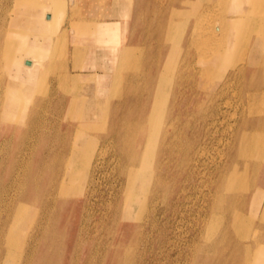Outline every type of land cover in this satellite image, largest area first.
I'll return each instance as SVG.
<instances>
[{"label": "rangeland", "instance_id": "374dc122", "mask_svg": "<svg viewBox=\"0 0 264 264\" xmlns=\"http://www.w3.org/2000/svg\"><path fill=\"white\" fill-rule=\"evenodd\" d=\"M15 1L17 8L13 13ZM26 1L0 0V25L2 19L5 16L8 18L10 13L19 23L28 21L31 10L29 4H24ZM185 1L118 0L117 5L122 8L127 6L131 13L127 18L119 17L124 28L123 37L119 41L120 45L122 44L119 52L129 47L133 58L129 64L131 68H119L121 57L118 56L113 76L107 82L92 77L97 70H103L105 62L95 56L86 58V54L82 55L84 50L78 44L79 34L71 28L72 16L78 18L80 14L88 18L98 17L104 13L103 9L96 4L95 12L86 14L84 4L91 0H86L80 5L83 9L78 6L73 8V0L66 1L67 11L57 29L59 42L63 44L54 48L55 52H58L53 59L54 67L49 72L44 71V76L37 81L31 96L46 99L41 109V120L46 119L49 125H52L49 137L53 145L35 146L33 140L31 144L20 147L14 145L24 136L25 130L31 124L32 103H29L27 113L17 112V118L8 130L1 128L5 122L0 118V140L3 137L10 140V143L0 145V227L3 220L7 216L10 219L16 209L21 194L17 184L12 183L14 179H19L27 164L30 166L32 160L38 157L39 162L43 164L41 167L49 171L44 173L45 180L51 179L43 198L27 199L30 206L25 227L18 228L13 242L3 243V246L11 251L7 260L9 264H35V258L31 260L30 254H36L41 245L51 240V235L59 224H67L68 228L72 229V235L68 230L61 236V255L56 264H104L109 249L117 246H127L130 251V255L117 264H253L251 260L255 256L252 253L256 251L259 242H264V113H261V110L264 112V0L252 1L250 8L255 7L253 18H247L239 29L236 45L231 50V64L227 67L218 66L209 77L203 73L204 63L200 50L202 46L199 52L196 47L203 40L211 41L213 37H223V33L216 32L214 20L224 16L221 13L227 8V0H187L189 3ZM176 11H181L182 14ZM119 18L115 15L101 16V19ZM126 21H129L128 25ZM174 21L177 24L172 28ZM158 26H163L162 35L157 32ZM0 28L1 31H6V27ZM19 33L17 39L22 37L25 48L31 47L38 51L44 46L45 50H53L50 41L41 42L42 39L46 40L45 34L30 32L22 36ZM36 51L32 58L43 59L44 64L50 61V55L41 58ZM85 60L88 62L86 68L83 66ZM167 60L173 66L174 78L165 112L166 134L163 131L159 137L151 166L152 174L142 180L144 188L137 191L132 215L125 216L124 202L130 192L127 171L131 166H138L140 159L136 155L140 154L146 143V135L141 131L140 125L145 121L153 99V81L156 82L152 77L156 75L154 68L159 64L163 68ZM187 63L189 65L186 67ZM70 71L75 74L73 79L68 76ZM61 76H64L69 88L60 83ZM91 79L97 83L93 91L97 90L100 94L108 88L106 94L99 97L109 101L103 103L100 116L96 118L97 128L84 137L82 144L77 145L83 148L79 154L85 162L84 170H87L78 180L81 191L63 196L59 192L60 180L67 169V158L73 155L72 145L79 131L78 126L80 123L95 122L88 119L80 107L73 106L70 101L75 96V87L81 89ZM209 81H213V84L208 85ZM24 85L27 86L28 83ZM61 97L64 98L62 102ZM250 102L252 103L249 105ZM69 125L72 126L71 131L65 133V128ZM26 136L27 134L24 137ZM89 139L91 141L88 143ZM234 178H237V182ZM234 181L237 183L235 186ZM242 188L244 190L241 191ZM259 188L261 192L258 191ZM12 196L16 198L14 201ZM10 221L11 219L4 229L5 235L9 232ZM124 223L133 224L132 238L127 243L118 245V231ZM34 239L37 243L32 252L30 247ZM245 244L248 245L247 251ZM249 249H252L251 253ZM5 255L3 253V258Z\"/></svg>", "mask_w": 264, "mask_h": 264}, {"label": "bare ground", "instance_id": "6f19581e", "mask_svg": "<svg viewBox=\"0 0 264 264\" xmlns=\"http://www.w3.org/2000/svg\"><path fill=\"white\" fill-rule=\"evenodd\" d=\"M18 1V0H17ZM67 0H27L24 4H29V9L31 10L29 14V20L20 22L16 21L15 16L11 15L7 18L6 16L2 19V24L0 27L5 28L6 31H1L0 28V113L3 115H0V118L2 117V122L4 126L1 127L3 130H8L12 127L14 121L17 118V112H26L27 108L29 107V103H32L31 106V114L32 120L31 124L27 127L25 130V134H27L26 137L25 134L23 137H20L19 140L14 143L15 146L20 147L22 145H26L33 140L35 142V146H52L51 143L52 139L49 137L50 133L52 132V125H49L48 121L45 119L41 120V109H43L44 103L46 99L44 98H33L32 93L34 92V87L37 83V81L44 76V71L48 72L53 69L54 67V61L53 59L56 57L55 52L58 45H62L63 43L59 42L58 36V28L61 24V20L66 14L67 6H66ZM81 1V2H80ZM86 0H73V3L71 4L73 8L80 7V5L85 2ZM105 3L104 0H94V3L87 2V4H84V11L87 13L95 12L94 5H100V9H103L104 12L102 15L106 16H113L120 18H127L131 15L129 12V8L127 6L120 7V5H117L118 0H106ZM131 0H129L130 2ZM187 1V0H186ZM185 1V2H186ZM253 0H227L225 2V5H227L226 10L224 11V16L222 18H215V28L216 32L223 33V37H213L211 38V41H201L196 48H200L202 51V61L204 63V71L207 75V77L211 76L210 74H213V71L218 68V66H228L231 64V53L233 47L236 45V38L239 34V29L241 28L243 22L248 18L250 19L252 17V14H254L255 7L250 8L252 5ZM256 1V0H255ZM221 2V1H220ZM11 3V2H10ZM120 3V2H119ZM163 3V2H162ZM187 3H189L187 1ZM222 3V2H221ZM192 4V3H190ZM262 4V3H261ZM83 5V4H82ZM159 5V4H158ZM210 5V4H209ZM220 5V4H219ZM258 5V4H256ZM20 6V5H19ZM102 7V8H101ZM4 8V7H3ZM17 8L16 1L13 4V10L15 13V9ZM83 9L82 7H80ZM161 8V7H160ZM204 8V7H203ZM10 10V8H9ZM30 10H27L29 12ZM183 10V9H182ZM189 10V9H187ZM191 10V9H190ZM213 10V9H212ZM158 11V10H157ZM206 11V10H205ZM210 11V10H209ZM208 11V12H209ZM259 11V10H257ZM3 12V11H2ZM10 12V11H9ZM75 12V11H74ZM79 12V10H78ZM177 12V11H176ZM186 12V11H185ZM207 12V13H208ZM264 10H262V13ZM158 13V12H157ZM175 13V12H174ZM173 13V15H174ZM177 13L182 14L181 11H178ZM184 13V12H183ZM215 13V12H214ZM78 14V13H77ZM155 14V13H154ZM176 14V13H175ZM178 14V16H179ZM202 14V13H201ZM206 14V13H205ZM213 14V13H212ZM218 14V13H217ZM216 14V16H217ZM220 14V16H222ZM100 15V17L102 16ZM190 15V14H189ZM264 15V14H262ZM146 16V15H145ZM208 16V15H206ZM254 16V15H253ZM258 16V15H257ZM143 17V16H142ZM209 17V16H208ZM212 17V16H211ZM210 17V20H212ZM261 17V16H260ZM119 19H103L100 21H92L89 18H85L84 15H80L77 18L76 16H72L71 28L74 29V31L78 32L79 37V43H86V44H93L95 47H103L102 50H84L82 55L86 54V56H95L101 60V62H105L102 66V71H98L96 73L92 74V77H97L99 80L102 79V81H109L113 76V70H115L117 65V57H121V62L119 64V68H122L123 66L130 67L129 64H131L132 53L129 52V47L124 49L123 51L119 52L122 44L120 45L119 41L122 39L123 35V27ZM186 18V17H185ZM206 18V17H205ZM253 18V17H252ZM199 19V18H198ZM259 19V18H258ZM99 20V19H98ZM128 20V19H126ZM173 20V19H172ZM200 20V19H199ZM203 20V19H202ZM206 20V19H205ZM209 20V19H208ZM207 20V21H208ZM257 20V19H255ZM262 20V18H261ZM264 20V19H263ZM154 22V21H153ZM173 22L172 28L176 27L175 23ZM190 22V21H189ZM150 23V22H149ZM148 23V24H149ZM170 23V22H169ZM199 23V22H197ZM210 23V21L208 22ZM213 23V22H211ZM213 23V24H214ZM256 23V22H255ZM263 23V22H261ZM94 24V27H93ZM129 24V21H126V25ZM200 25H202L200 23ZM14 26L16 29H14ZM149 26V25H148ZM147 26V27H148ZM204 26V25H203ZM255 26V25H254ZM264 26V25H263ZM186 27V26H185ZM200 27V26H199ZM198 27V28H199ZM205 27V26H204ZM208 27V26H207ZM256 27V26H255ZM95 28V29H94ZM213 28V27H212ZM126 29V27H125ZM196 29V27H195ZM205 29V28H204ZM256 29V28H254ZM151 30V29H150ZM157 32H159L161 35L163 32V26H158ZM174 30V29H173ZM203 30V29H202ZM206 30V29H205ZM209 30V27L206 31ZM257 30V29H256ZM73 31V32H74ZM156 31V30H155ZM175 31V30H174ZM254 31V30H253ZM22 32V33H19ZM41 33L45 34L47 36L46 40L43 41H50L51 46L53 47V50H45L44 46H41L38 51L32 49L31 47L25 48V42L23 39H17L18 33L22 36H26V33ZM176 32V31H175ZM196 32V31H194ZM158 33V34H159ZM202 33V32H200ZM199 33V34H200ZM207 33V32H206ZM212 33V30L210 32V35ZM146 34V33H145ZM151 34V33H148ZM258 34V33H257ZM19 35V36H21ZM33 35V34H32ZM113 37H112V36ZM156 35V34H155ZM203 35V34H201ZM42 36V35H41ZM111 36V37H109ZM205 36V35H204ZM213 36V35H212ZM219 36V35H218ZM263 36V35H262ZM152 37V36H151ZM210 37V36H209ZM29 38V37H28ZM38 38V36L36 37ZM104 38V39H103ZM147 38V37H146ZM158 38V37H157ZM208 38V37H207ZM220 38V40H218ZM244 38V36H243ZM63 39V37H62ZM61 39V40H62ZM152 39V38H151ZM156 39V37H155ZM204 39V38H203ZM257 39V38H256ZM157 40V39H156ZM161 40V39H160ZM173 40V39H171ZM26 41V40H25ZM155 41V40H154ZM243 41V40H242ZM24 42V43H23ZM105 42V43H103ZM112 42H114L112 44ZM101 43V44H100ZM144 43V42H143ZM156 43V42H155ZM158 43V42H157ZM170 43V42H169ZM196 43V42H195ZM27 44V43H26ZM264 44V43H263ZM177 45V44H176ZM193 46V44H192ZM196 46V45H195ZM199 46V47H198ZM78 47V46H77ZM82 47V46H81ZM194 47V46H193ZM245 47V46H244ZM157 48V47H156ZM158 49V48H157ZM145 50V49H144ZM150 50V48L148 49ZM37 52L38 55L42 58L47 57V55H50V61L47 64H44L45 62L43 59L35 60L32 58V54L34 52ZM78 49L75 50L77 52ZM81 52V51H80ZM138 53V52H137ZM63 54V53H62ZM79 55V54H78ZM248 55V54H247ZM157 56V55H156ZM199 57V56H198ZM263 57V55H262ZM160 61L162 59L159 58ZM164 60V59H163ZM93 63V61H92ZM143 63V62H142ZM182 63V61H181ZM246 63V62H245ZM123 64V65H122ZM179 64V63H178ZM63 65V64H62ZM142 65V64H140ZM189 64H186V67ZM196 65V64H195ZM264 65V64H263ZM66 66V65H65ZM242 66V65H241ZM240 66V67H241ZM239 67V66H238ZM124 68V69H125ZM131 68V67H130ZM242 68V67H241ZM64 69V68H63ZM156 71V75L152 76L154 79H156V82L153 81L155 88L153 90V99L151 102L150 111L145 119V121L140 125L141 131L145 133L146 135V143L144 144L140 154L138 153L136 157H139L140 162L138 166H131L129 168L128 176H129V193L126 196V201L124 204L126 205L125 208V216H131L132 215V209L133 205L137 199V191L139 189L144 188L142 184V180L146 177H149L152 174L151 166L153 164V160L155 159L156 155V146L159 142V137L161 133L164 131V123L165 121V112H166V106L167 101L169 98L170 93V87L173 84V78H174V72H173V66H171L170 62L167 60L161 68V65H157L156 68H154ZM179 69V68H178ZM199 69V68H198ZM239 69V68H238ZM237 69V71H238ZM134 70V69H133ZM140 70V69H139ZM187 70V69H186ZM201 70V69H200ZM123 71V70H122ZM142 71V69H141ZM146 71V70H145ZM242 71V70H241ZM130 72V71H129ZM148 73V72H147ZM178 73V72H177ZM46 74V73H45ZM138 74V73H137ZM143 74V73H142ZM191 74V73H190ZM57 75V74H56ZM55 75V76H56ZM67 73H65V76ZM131 75V74H130ZM201 75V74H200ZM199 75V76H200ZM204 75V76H206ZM69 77L75 76L74 72L70 71ZM120 76V74L118 75ZM136 76V75H135ZM134 76V77H135ZM191 76V75H190ZM194 76V75H193ZM131 77V76H130ZM133 77V76H132ZM187 77V76H186ZM198 77V76H197ZM241 77V76H240ZM245 77V76H244ZM137 78V77H136ZM140 78V77H139ZM188 78V77H187ZM230 78V77H229ZM242 78V77H241ZM67 80V76L65 77ZM64 76H61L60 83H64L63 85L67 86V83H65ZM151 79V78H150ZM149 79V81H150ZM235 79V78H234ZM237 79V78H236ZM69 80V78H68ZM152 80V79H151ZM232 80V79H231ZM241 80V79H240ZM57 81V80H56ZM101 81V82H102ZM129 81V80H128ZM146 81V80H145ZM205 81V80H204ZM238 81V80H237ZM28 83L27 86H25V83ZM138 82V81H137ZM181 82V81H180ZM24 83V84H23ZM59 83V82H57ZM133 83V82H132ZM145 83V82H144ZM176 83V82H175ZM229 83V82H228ZM235 83V82H234ZM239 83V82H238ZM71 84V83H70ZM97 83L91 79L90 82H88L85 87H82L81 89L75 87L74 94L75 96L71 99V104L75 107H80L82 113L88 118L93 119L95 122L92 123H85L78 126V132L77 135H75V139L73 140V155L70 156V158H67V169L61 178V187H60V194L63 196L67 195H73L75 193H78L81 191V188L79 186V177L84 174V167L83 164L84 159L79 154L81 148L80 145L84 141V137L88 136L90 133H92L95 128H97L96 118L100 116V110L102 109L103 103L109 101V99H103L102 97H99L100 95L106 94L108 88H106L103 92L93 91V88L95 87ZM178 84V83H176ZM175 84V85H176ZM209 84H213V81H209ZM134 85V84H133ZM195 85V84H194ZM199 85V84H198ZM206 85V84H205ZM51 86V85H50ZM152 86V85H151ZM153 87V86H152ZM178 87V86H177ZM176 87V88H177ZM211 87V86H210ZM223 87V86H222ZM225 87V86H224ZM256 87V86H255ZM260 87V86H259ZM69 88V87H68ZM141 88V87H140ZM187 88V87H186ZM197 88V87H196ZM58 89H60L58 87ZM180 89V88H179ZM238 89V88H237ZM173 90V89H172ZM210 90V89H209ZM255 90V89H254ZM195 91V90H194ZM214 91V90H213ZM224 91V90H222ZM262 91V90H261ZM63 92V91H62ZM92 92V93H90ZM131 92V91H130ZM142 92V91H141ZM234 92V91H232ZM246 92V91H245ZM50 93V92H49ZM66 93V92H64ZM122 93V92H121ZM127 93V92H126ZM132 93V92H131ZM152 93V92H151ZM176 93V92H175ZM218 93V92H217ZM264 94V92H263ZM120 95V94H119ZM135 95V94H134ZM133 95V96H134ZM139 95V94H138ZM178 95V94H177ZM248 95V94H247ZM63 96V95H61ZM191 96V95H190ZM57 97V96H56ZM64 97V96H63ZM61 97V102L64 101V98ZM246 97V96H245ZM260 97V96H258ZM264 97V96H263ZM46 98V97H45ZM54 98V97H53ZM249 98V97H248ZM130 99V98H129ZM241 99V98H240ZM264 100V99H263ZM262 100V101H263ZM151 101V100H150ZM246 101V100H245ZM256 101V100H255ZM55 102V101H54ZM60 102V103H61ZM130 102V101H129ZM253 102V100H252ZM250 102L249 105L252 103ZM145 103V102H144ZM147 103V102H146ZM172 103V102H171ZM264 103V102H263ZM262 103V107L264 104ZM47 106V104H46ZM261 106V104H260ZM57 107V106H56ZM217 107V106H216ZM250 107V106H249ZM257 107V104H256ZM179 108V107H178ZM208 108V107H207ZM264 108V107H263ZM54 109V108H53ZM127 109V108H126ZM217 109V108H216ZM262 109V108H261ZM218 110V109H217ZM256 110H258L256 108ZM45 111V110H44ZM53 111V110H52ZM126 111V110H125ZM255 111V110H254ZM262 111V112H261ZM261 113H264L263 110H261ZM217 112V111H216ZM258 112V111H255ZM259 112V113H260ZM46 113V111H45ZM258 113V114H259ZM25 116V115H24ZM28 116V115H27ZM175 117V116H174ZM261 117V116H260ZM120 118V117H119ZM250 118V117H249ZM140 119V118H139ZM61 120V119H59ZM174 120V119H173ZM245 120V119H244ZM241 121V120H240ZM246 121V120H245ZM101 122V121H100ZM212 122V121H211ZM103 123V122H102ZM105 123V122H104ZM244 124V123H243ZM114 125V124H113ZM212 125V124H211ZM210 125V126H211ZM247 125V124H246ZM260 125V124H259ZM258 125V126H259ZM54 126V125H53ZM262 126V125H261ZM71 125L65 128V133H70L71 131ZM167 128V126H166ZM210 128V127H209ZM253 128V127H252ZM108 129V128H107ZM236 129V128H234ZM264 129V128H263ZM92 131V132H91ZM252 131V130H251ZM256 131V130H255ZM258 131V130H257ZM261 131V130H260ZM76 132V131H75ZM139 132V131H138ZM209 132V131H207ZM235 132V131H234ZM58 133V131L56 132ZM64 133V134H65ZM105 133V132H104ZM170 133V132H169ZM177 133V132H176ZM206 133V132H205ZM264 133V132H262ZM261 133V136H262ZM164 134H166V131H164ZM171 134V133H170ZM253 134V133H252ZM259 134V132L257 133ZM256 134V136H257ZM106 135V134H105ZM169 135V134H168ZM207 135V134H206ZM74 136V135H73ZM72 136V137H73ZM181 136V135H180ZM241 136V135H238ZM236 136V137H238ZM170 137V136H169ZM89 138V137H88ZM93 138V137H92ZM91 138V139H92ZM95 138V137H94ZM231 138V137H230ZM258 138H260L258 136ZM263 138V136H262ZM72 139V138H71ZM89 139L88 143L91 141ZM109 139V138H108ZM254 139V138H252ZM88 140V139H87ZM170 140V138H169ZM181 140V139H180ZM261 140V139H260ZM239 141V138H238ZM62 142V140L60 141ZM94 142V141H93ZM193 142V141H192ZM233 142V140H232ZM230 142V143H232ZM240 142V141H239ZM258 142V141H257ZM263 142V141H262ZM4 143H10V140L8 138H2L0 140V145H3ZM68 143V142H67ZM105 143V142H104ZM229 143V144H230ZM31 144V143H30ZM62 144V143H61ZM198 144V143H197ZM228 144V145H229ZM240 144V143H239ZM130 144H128L129 146ZM135 145V144H134ZM168 145V143H167ZM252 145V144H251ZM263 145V144H262ZM31 146V145H30ZM173 146V145H172ZM199 146V145H198ZM201 146V145H200ZM230 146V145H229ZM175 147V146H174ZM181 147V146H180ZM195 147V146H194ZM228 147V146H227ZM252 147V146H251ZM255 147V146H254ZM262 147V146H261ZM264 147V145H263ZM197 148V147H196ZM200 148V147H199ZM202 148V147H201ZM208 148V147H207ZM1 149V148H0ZM166 149V148H165ZM174 149V148H173ZM176 149V148H175ZM252 149V148H251ZM72 150V149H71ZM123 150V149H122ZM193 150V149H192ZM254 150V149H253ZM70 151V150H69ZM164 151V150H163ZM200 150H198L199 152ZM232 151V150H230ZM256 151V150H255ZM28 152V151H27ZM68 152V151H67ZM71 152V151H70ZM196 152V151H195ZM263 152V151H262ZM1 153V152H0ZM7 153V152H6ZM31 153V152H29ZM162 153V152H161ZM183 153V152H182ZM254 153V151H253ZM131 154V153H130ZM177 154V153H176ZM179 154V153H178ZM184 154V153H183ZM189 154V153H188ZM252 154V153H251ZM261 154V153H260ZM60 155V154H59ZM166 155V154H165ZM172 155V154H170ZM28 156V155H27ZM26 156V157H27ZM38 156V155H37ZM164 156V155H163ZM252 156V155H251ZM99 157V156H98ZM115 157V156H114ZM113 157V158H114ZM173 157V156H172ZM254 157V155H253ZM133 158V157H132ZM164 158V157H163ZM185 158V157H183ZM238 158V157H237ZM252 158V157H251ZM259 158V157H258ZM39 158H34L33 163L30 164V166L27 164V166L22 170L21 176L19 179L13 181L12 184H17V189H19L20 196L18 198V204L16 206V209L13 211V215H10V224H9V232L6 234V231L4 230L9 219V216H7L3 220V225L0 227V264H9L7 260L8 255H11L10 248H6L3 246V243H11L14 241V238H16V232L18 231V228L25 227V221L27 219V214L29 212L28 207L30 206L28 203V200L43 198L45 194L48 191V184L51 182V179L49 178L48 181L44 178V173L46 174L49 172L45 168L41 167L43 164L39 162ZM134 159V158H133ZM253 159V158H252ZM176 160V159H175ZM183 160V159H182ZM255 160V159H254ZM137 161V160H136ZM135 161V162H136ZM167 161V160H166ZM181 161V160H180ZM179 161V162H180ZM239 161V160H238ZM30 162V161H29ZM28 162V163H29ZM159 162V161H157ZM244 162V161H243ZM258 162V160H257ZM22 163V160H21ZM160 163V162H159ZM181 163V162H180ZM187 163V162H186ZM188 164V163H187ZM241 164V163H240ZM243 164V163H242ZM255 164V163H254ZM64 165V164H63ZM66 165V164H65ZM166 166V165H165ZM189 166V165H188ZM161 167V166H160ZM64 169V168H63ZM163 169V168H162ZM192 169V167H191ZM19 171V170H18ZM231 172V171H230ZM17 173V172H16ZM87 173V172H86ZM162 173V172H161ZM248 173V172H247ZM241 174V173H239ZM16 175V174H15ZM124 175V174H123ZM238 175V173L236 174ZM49 176V175H48ZM162 176V175H161ZM235 176V175H234ZM242 176V175H240ZM88 177V175H87ZM164 177V175L162 176ZM233 177V176H232ZM92 178V177H91ZM242 178V177H241ZM247 178V177H246ZM84 179V178H83ZM229 179V178H228ZM237 178H234V180ZM231 180V179H230ZM246 180V179H245ZM10 181V180H9ZM232 181V180H231ZM83 182V181H82ZM229 182V181H228ZM235 181L234 186H235ZM239 183V182H238ZM128 184V183H127ZM237 184V183H236ZM242 185V184H240ZM239 185V187H240ZM126 186V185H125ZM230 187V182L229 185ZM243 186V185H242ZM57 188V187H56ZM151 188V186H150ZM232 188V187H231ZM59 189V188H57ZM128 189V188H127ZM238 190V189H237ZM244 190L243 188L241 191ZM53 191V190H52ZM229 191V190H228ZM236 191V190H235ZM234 191V192H235ZM240 191V190H239ZM259 192H261V189H258ZM127 192V191H126ZM169 192V191H168ZM88 193V192H87ZM245 193V192H244ZM247 193V192H246ZM160 194V193H159ZM214 194V193H213ZM56 195V194H55ZM11 196V195H10ZM90 196V195H89ZM92 197V195H91ZM158 197V196H157ZM167 197V196H166ZM165 197V198H166ZM169 197V196H168ZM167 197V198H168ZM237 197V196H236ZM262 197V196H261ZM4 198V197H3ZM55 198V196H54ZM16 198L12 196V200L14 201ZM28 199V200H27ZM158 199V198H157ZM235 199V198H234ZM156 200V199H155ZM152 199V201H155ZM166 200V199H165ZM217 200V199H216ZM237 200V199H236ZM54 201V200H53ZM154 203V202H153ZM264 203V202H263ZM31 204V203H30ZM207 204V202H206ZM227 205V204H226ZM257 206V205H256ZM242 207V206H241ZM147 208V207H146ZM145 208V209H146ZM155 208V207H154ZM9 209V206L6 207V210ZM144 209V210H145ZM152 209V208H151ZM205 209V208H204ZM211 209V208H210ZM251 209V208H250ZM88 210V209H87ZM116 210V209H115ZM153 210V209H152ZM226 210V209H225ZM234 210V209H232ZM92 211V210H91ZM124 211V210H123ZM148 210H146L147 212ZM154 211V210H153ZM157 211V210H156ZM115 212V211H114ZM231 212V211H229ZM140 213V212H139ZM165 213V212H164ZM91 214V213H90ZM147 214V213H146ZM145 214V215H146ZM38 215V214H37ZM149 215V214H148ZM205 215V214H204ZM224 215V214H223ZM124 216V215H123ZM124 216V217H125ZM150 216V215H149ZM207 216V215H206ZM232 216V215H231ZM139 217V216H138ZM206 218V217H205ZM204 218V219H205ZM91 219V218H90ZM107 219V217H106ZM149 219V218H148ZM263 219V218H261ZM156 220V219H155ZM206 220V219H205ZM244 220V219H243ZM86 221V220H85ZM84 221V222H85ZM223 221V220H221ZM260 221V220H259ZM262 221V220H261ZM48 222V221H47ZM102 222V221H101ZM140 222V221H139ZM251 222V221H250ZM264 222V221H263ZM83 223V222H82ZM141 223V222H140ZM154 223V222H153ZM218 223V222H217ZM84 224V223H83ZM213 224V222L211 223ZM249 224V221H248ZM156 225V224H155ZM215 225V223H214ZM228 225V224H227ZM243 225V224H242ZM245 225V224H244ZM261 225V224H260ZM40 226V225H39ZM83 226V225H82ZM85 226V225H84ZM89 226V225H88ZM165 226V225H164ZM218 226V224L216 225ZM221 226V225H219ZM246 226V225H245ZM249 226V225H248ZM253 226V225H252ZM33 227V226H32ZM87 227V226H86ZM215 227V226H214ZM213 227V228H214ZM247 227V226H246ZM212 228V227H211ZM218 228V227H215ZM254 228V227H253ZM81 229V228H80ZM244 229V228H243ZM68 230L71 233V228H68L67 224H59L56 226L55 231H53V235H51V240L49 239L48 243L43 244L40 246L39 250L35 253H33L31 256V260L35 258V264H56V260L58 261V257L61 255L60 249L62 248L60 244L61 236L64 235V232H68ZM134 226L131 223H124L118 231V245L121 243H127L131 240L132 234H133ZM218 230V229H217ZM216 230V231H217ZM224 230V229H223ZM210 231V230H208ZM212 231V230H211ZM210 231V232H211ZM229 231V230H228ZM52 232V231H51ZM241 232V231H240ZM248 232V231H247ZM217 233V232H215ZM225 232L223 231V234ZM244 233V231H243ZM208 234V233H207ZM218 234V233H217ZM222 234V233H221ZM246 234V232H245ZM249 234V233H248ZM233 235V234H232ZM259 236V235H258ZM35 237V236H34ZM38 237V236H37ZM140 237V236H139ZM149 237V235H148ZM222 237V236H221ZM224 237V236H223ZM244 237V236H243ZM147 238V236H146ZM215 238V237H214ZM242 238V237H241ZM240 238V239H241ZM248 238V237H247ZM258 238V237H257ZM256 238V239H257ZM79 239V238H78ZM86 239V238H85ZM194 239V238H193ZM211 239V238H210ZM213 239V238H212ZM224 239V238H223ZM84 240V239H83ZM147 240V239H146ZM149 240V239H148ZM222 240V239H221ZM228 240V239H227ZM242 240V239H241ZM245 240V239H244ZM254 240V239H253ZM26 241V240H25ZM37 241V240H36ZM35 239L32 242L31 249L32 252H34V249H36V242ZM145 241V240H144ZM192 241V240H191ZM208 241V240H207ZM212 241V240H211ZM250 241V240H249ZM261 241V239H260ZM206 242V241H205ZM247 242V241H246ZM110 243V242H109ZM149 243V241H148ZM147 243V244H148ZM210 243V242H208ZM220 243V242H219ZM142 244V242H141ZM144 244V243H143ZM214 244V242H213ZM222 244V243H220ZM26 245V244H25ZM28 245V243H27ZM146 245V244H145ZM227 245V243H226ZM254 245V244H253ZM18 246V245H17ZM152 246V245H151ZM193 246V245H192ZM195 246V245H194ZM229 246V244H228ZM10 247V246H9ZM33 247V248H32ZM98 247V246H97ZM119 247V248H118ZM246 251L248 250V245H244ZM253 247V246H252ZM251 247V248H252ZM4 248H6L4 250ZM15 248V247H14ZM96 248V247H95ZM230 249V248H229ZM243 250V248H241ZM191 250V249H190ZM22 251V250H21ZM97 251V250H96ZM226 251V249H225ZM237 251V249H236ZM241 251V250H240ZM244 251V250H243ZM252 249H249V252L251 253ZM93 252V251H92ZM242 252V251H241ZM3 253L6 257L3 258ZM240 252H238L239 254ZM248 253V252H247ZM13 254V252H12ZM35 254V255H34ZM241 254V253H240ZM254 259L251 260L253 264H264V242H259L256 246V251L253 252ZM251 254V255H252ZM26 255V254H25ZM34 255V256H33ZM130 255V251L128 250L127 246L121 248L120 246H117L114 249H109L105 263L104 264H117L118 261H122L123 258H126ZM245 255V254H244ZM231 256V255H230ZM26 257V256H25ZM29 257V256H28ZM141 257V256H140ZM236 257V256H235ZM16 258V257H15ZM22 258V256H21ZM57 258V259H56ZM143 258V256H142ZM253 258V257H252ZM250 257V259H252ZM28 260V259H27ZM141 260V259H140ZM11 261V260H10ZM29 261V260H28ZM239 261V260H238ZM8 262V263H7ZM20 262V260H19ZM233 263V260H232ZM19 264V263H18ZM28 264V263H27Z\"/></svg>", "mask_w": 264, "mask_h": 264}, {"label": "crops", "instance_id": "0c3cea01", "mask_svg": "<svg viewBox=\"0 0 264 264\" xmlns=\"http://www.w3.org/2000/svg\"><path fill=\"white\" fill-rule=\"evenodd\" d=\"M85 18H88V17H86V16H84ZM89 19H91L92 21H100V20H103V19H101V17L100 16H98V17H93V18H89ZM99 19V20H98ZM93 27H94V24H93ZM95 29V28H94ZM79 45L80 46H82V48L84 49V50H87V51H90V50H102L103 49V47H101V46H99V47H95V45H93L92 43L91 44H86V43H79ZM86 58H87V56H86ZM85 58V59H86ZM87 65H88V62H87V60H85L84 61V63H83V66L86 68L87 67ZM100 70V69H99Z\"/></svg>", "mask_w": 264, "mask_h": 264}]
</instances>
